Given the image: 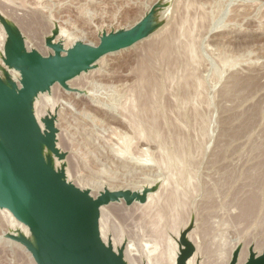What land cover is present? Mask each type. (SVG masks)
Returning <instances> with one entry per match:
<instances>
[{
    "label": "rangeland",
    "instance_id": "rangeland-1",
    "mask_svg": "<svg viewBox=\"0 0 264 264\" xmlns=\"http://www.w3.org/2000/svg\"><path fill=\"white\" fill-rule=\"evenodd\" d=\"M160 2L167 5V14L162 16L167 17L165 24L171 26L167 39H159L163 32L160 31L132 48L103 57L106 60H99L91 72L68 84L70 91L56 84L59 89L52 90V94H41L38 98L43 103L38 99L37 112L43 119L56 112L51 116L55 114L57 128L62 124L58 147L66 155V169L75 185L81 183L93 194L122 188L142 192L144 184L154 189L148 195V204L127 206L121 202L106 207L109 237L116 245L125 246L128 264H173V258L178 259L176 255L181 252L177 248L181 235L187 230L198 255L189 262L230 264L232 254L239 250V264H245L251 250L259 256L264 252V0H0V13L18 24L29 51L39 49L47 57L53 51L47 48L46 40L55 27H59V41L55 42L66 41L69 49L66 42L63 45L67 51L73 47L71 43L79 40L97 47L102 33L134 27ZM175 22L180 25L175 26ZM185 29L190 33L184 34ZM69 35L78 41L66 37ZM6 39L0 23L1 64ZM73 83L77 89L80 84V92ZM81 84L87 90H82ZM43 96L53 98L54 103H48ZM56 100L60 101L57 105ZM146 107L150 109L147 111ZM120 112L130 120L134 116L130 123L143 129L136 126L135 133L130 123L114 121L115 117H123ZM141 132L149 136L147 145L136 137ZM128 145L131 154L125 152ZM146 155L152 164L138 163ZM173 189L177 193L182 189L185 194L181 190L179 196L175 195ZM16 230L17 227L10 229L8 219L0 211V264H36L22 245L8 240L7 234ZM171 251L177 258H171ZM243 255H248L247 260H242Z\"/></svg>",
    "mask_w": 264,
    "mask_h": 264
},
{
    "label": "water",
    "instance_id": "water-1",
    "mask_svg": "<svg viewBox=\"0 0 264 264\" xmlns=\"http://www.w3.org/2000/svg\"><path fill=\"white\" fill-rule=\"evenodd\" d=\"M167 5H155L134 27L101 35L95 47L78 41L68 51L61 42L55 43L59 27L47 38L46 46L53 54L45 57L37 50L28 51L25 38L11 19L0 13V23L6 33V68L20 74V87L4 70L0 62V210L6 209L23 225L33 239L22 230L8 233L7 238L22 245L36 264H128L124 247L117 251L101 238V208L124 202L127 206L147 202L144 191H111L105 189L98 197L68 181L66 155L58 147L56 116L43 119V129L35 115L34 103L39 94L51 92L59 84L70 91L68 83L93 70L103 57L134 47L149 38L164 23L157 20ZM48 150L64 162L60 169L45 157ZM177 264H188L195 246L188 230L180 240ZM239 250L230 264H238ZM245 264H264V252L252 250Z\"/></svg>",
    "mask_w": 264,
    "mask_h": 264
},
{
    "label": "bare ground",
    "instance_id": "bare-ground-1",
    "mask_svg": "<svg viewBox=\"0 0 264 264\" xmlns=\"http://www.w3.org/2000/svg\"><path fill=\"white\" fill-rule=\"evenodd\" d=\"M5 2H7V1H5ZM41 2H42V1H41ZM149 2H150V1H149ZM7 3H8V2H7ZM13 3H14V2H13ZM15 3H16V2H15ZM1 4H2V3H1ZM18 4L21 5L20 3H18ZM13 5H14V4H13ZM27 5H28V4H27ZM29 5H30V4H29ZM4 6H5V5H4ZM10 6H11V5H10ZM21 6H22V5H21ZM25 6H26V5H25ZM33 6H34V5H32V7H33ZM15 7H16V6H15ZM34 7H36V6H34ZM52 7H53V6H52ZM177 7H180V6H177ZM183 7H184V6H183ZM6 8H8V7H6ZM10 8H11V7H10ZM13 8H14V7H13ZM17 8H18V7H17ZM30 8H31V7H30ZM38 8H39V7H38ZM38 8H37V9H38ZM186 8H187V7H186ZM8 9H9V8H8ZM11 9H12V8H11ZM20 9H21V8H20ZM23 9H25V8L23 7L22 10H23ZM31 9H32V8H31ZM50 9H51V8H50ZM183 9H185V8H183ZM28 10H29V9H28ZM181 10H182V9H181ZM7 11H8V10H7ZM12 11H13V10H12ZM40 11H41V10H40ZM187 11H188V10H187ZM23 12H24V11H23ZM26 12H28V11H26ZM14 13H15V12H14ZM36 13H37V12H36ZM36 13H35V14H36ZM178 13H179V12H178ZM187 14H188V13H187ZM23 15H24V14H23ZM21 16H22V15H21ZM26 16H27V15H26ZM33 16H34V15H33ZM177 16H178V15H177ZM183 16H184V13H183ZM37 17H38V16H37ZM181 17H182V16H181ZM181 17L179 18V19H180V22H181V23H184V22H182V20H183L182 18H183V17H182V18H181ZM14 18H15V17H14ZM14 18H13V19H14ZM27 18H28V17H27ZM22 19H23V18H22ZM38 19H39V18H38ZM165 19H166V16H160V18L156 21V22H157V26L159 27V26L161 25V23H164V22H165ZM181 19H182V20H181ZM185 19H186V18H185ZM14 20H15V19H14ZM25 20H26V19H25ZM172 20H173V19H172ZM175 20H176V18H175ZM187 21H188V20H187ZM29 22H30V21H29ZM29 22H28V23H29ZM39 22H40V21H39ZM17 23H18V22H17ZM176 23H177V22H175V24H174L175 26H176ZM168 24H169V23L164 24L162 27H160L159 30H157V31L155 32V33H159L160 31H163V32L160 34L159 39H160L161 37L165 36V35H166V36H167V35L170 36V35H169V34H170L169 32H170V27H171V26H169L170 24H169V25H168ZM177 24H179V22H178ZM17 25H18V24H17ZM41 25H42V24H40V26H41ZM179 25H180V24H179ZM19 26H20V25H19ZM36 26H37V25H36ZM47 26H48V25H47ZM177 26H178V25H177ZM183 26H184V25H183ZM187 26H188V25H187ZM50 27H51V26H50ZM21 28H22V27H21ZM24 28H25V27H24ZM173 28H175V27H173ZM173 28H172V29H173ZM178 28H179V27H178ZM180 28H182V27H180ZM180 28H179V30L181 31ZM42 30H43V29H42ZM60 30H61V29H60ZM187 30H188V28H187ZM34 31H35V30H34ZM51 31H52V30H50V32H51ZM172 31H173V30H171V32H172ZM174 31H175V29H174ZM182 31H183V28H182ZM222 31H223V30H222ZM186 32H187V33H190V31L188 32V31H186V29H185L184 34H186ZM217 32H218V31H217ZM47 33H48V32H47ZM52 33H53V32H52ZM52 33H49V36H50V34H52ZM66 33H67V32H66ZM174 33H175V32H174ZM174 33H171V34H174ZM181 33H182V32H181ZM45 34H46V33H45ZM61 35H62V33H61ZM61 35H60V37H61ZM64 35H66V34H64ZM64 35H63V36H64ZM70 35H71V34H70ZM70 35H69V36H66V37L72 38L73 35H72V37H70ZM49 36H48V37H49ZM166 36H165V37H166ZM60 37H59V38H60ZM165 37H164V38H165ZM33 38H34V37H33ZM45 38H46V37H45ZM69 38H68V39H69ZM43 39H44V38H43ZM60 39H61V38H60ZM68 39H67V40H68ZM74 39H75V38L73 37V40H74ZM79 39H81V38H79ZM156 39H157V38H156ZM159 39H158V40H159ZM166 39H167V37H166ZM166 39H165V40H166ZM44 40H45V39H44ZM70 40H71V39H70ZM75 40H76V39H75ZM75 40H74V41H75ZM161 40H162V39H161ZM165 40H164V42H161V41H160V42L163 44V43H165ZM56 41H59V40L56 39ZM76 41H78V38H77ZM79 41H80V40H79ZM162 41H163V40H162ZM167 41H169V40H167ZM4 42H5V41H4ZM44 42H45V41H44ZM44 42H43V43H44ZM60 42H61V41H60ZM62 42H64V41L62 40ZM65 42H66V41H65ZM65 42H64V43H65ZM70 42H71V41H70ZM32 43H33V42H32ZM38 43H39V42H38ZM38 43H37V44H38ZM55 43H56V42H55ZM57 43H58V42H57ZM64 43H63V44H64ZM68 43H69V42H68ZM73 43L75 44V42H73ZM73 43H71V46H72V45L74 46ZM76 43H77V42H76ZM66 44H67V42H66ZM69 44H70V43H69ZM97 45H98V44H97ZM188 45H189V44H188ZM188 45H187V46H188ZM27 46H28V44H27ZM42 46H43V44H42ZM64 46H65V45H64ZM67 46H69V45L67 44L66 47H67ZM71 46H70V47H71ZM167 46H168V44H167ZM189 46H190V45H189ZM192 46H193V45H192ZM28 47H29V46H28ZM95 47H96V46H95ZM30 48H33V47H30ZM47 48H48V47H47ZM165 48H166V47H165ZM168 48H169V46H168L166 49H168ZM188 48H189V47H188ZM192 48H193V47H192ZM36 49H37V48H36ZM65 49H66V48H65ZM67 49H69V48L67 47ZM70 49H71V48H70ZM166 49H165V50H166ZM190 49H191V46H190ZM27 50H28V49H27ZM38 50H39V49H38ZM38 50H37V51H38ZM41 50H42V49H41ZM0 51H1V50H0ZM28 51H29V50H28ZM46 51H47V50H46ZM65 51H67V50H65ZM166 51H167V50H166ZM166 51H165V52H166ZM192 51H193V50H192ZM3 52H4V51H3ZM39 52H40V50H39ZM47 52H48V51H47ZM50 52H51V51H50ZM45 53H46V52H45ZM46 54H47V53H46ZM46 54H45V56H46ZM48 54H49V53H48ZM50 54H51V53H50ZM50 54H49V55H50ZM52 54H53V53H52ZM1 55H2V53H0V57H1ZM4 55H5V53H4ZM43 56H44V55H43ZM47 56H48V55H47ZM102 59H104V58H102ZM1 60H2V63H3V56H2V58H1ZM104 60H106V58H105ZM0 62H1V61H0ZM98 62H99V61H98ZM102 62L105 63L104 61H102ZM100 64H101V63H100ZM105 64H106V63H105ZM101 65H102V64H101ZM2 66L4 67V70H5L7 73L10 74L11 78L13 79V81H16L17 84H18L19 87H20V84H19V81H20V76H19V75H20V74L18 75L17 73H14V72H16V71L13 70V69H10V70H9L8 68H6V66L4 65V63L2 64ZM103 66H104V64H103ZM101 67H102V66H101ZM102 68H103V67H102ZM102 68H101V69H102ZM13 71H14V72H13ZM90 72H91V71H90ZM98 72H99V71H97V73H98ZM100 72H101V71H100ZM11 73H12V74H16L17 77H14V75L12 76ZM92 73H93V72H92ZM144 73H145V72H144ZM82 75H84V74H82ZM87 75H89V74H87ZM93 75H94V74H93ZM98 75H100V74H98ZM102 75H103V73H102ZM90 76H91V75H90ZM94 76H96V73H95ZM87 77H88V76H86L85 78H87ZM91 77H92V76H91ZM79 78H80V77H79ZM92 78H93V77H92ZM98 78H99V77H98ZM111 78H112V77H111ZM77 79H78V77H77ZM83 79H84V78H82V80H83ZM142 80H143V79H142ZM76 81H77V80H76ZM196 81L198 82V80H196ZM72 82H73V80H72ZM77 82H78V81H77ZM82 82H83V81H82ZM93 82H94V81H93ZM70 83H71V81H70L68 84H70ZM75 83H76V82H75ZM75 83H73V85H75V89H77V88H76L77 84H75ZM78 83H79V82H78ZM185 83H186V82H185ZM83 84H84V83H83ZM187 84H188V83H187ZM198 84H199V82H198ZM84 85H85V84H84ZM84 85H83V86H84ZM188 85H189V84H188ZM199 85H200V84H199ZM199 85H198V86H199ZM56 86H57V85H56ZM81 86H82V84H81ZM83 86H82V88H83ZM85 86H86V85H85ZM54 87H55V85H54ZM57 87H59V86H57ZM71 87H72V86H71ZM78 87L80 88V84H78ZM199 87H200V86H199ZM61 88H62V87H61ZM72 88H73V87H72ZM79 88H78L77 90H79ZM200 88H201V87H200ZM54 89H59V88H56V87H55V88H53L52 90H54ZM80 89H81V88H80ZM85 89H86V88H85ZM85 89L83 88L82 90H85ZM52 90H51V92H52ZM73 90H74V89H73ZM82 90H81V93H83ZM86 90H87V89H86ZM54 91H55V90H54ZM54 91H53V92H54ZM75 91H76V90H75ZM51 92H50V93H51ZM60 92H61V91H59V93H60ZM79 92H80V90H79ZM59 93L56 92L55 94H59ZM62 93H63V92H62ZM64 93H65V92H64ZM51 94H52V93H51ZM55 94H53V95H55ZM60 94H61V93H60ZM45 95L47 96V94H45ZM53 95H48V96L50 97V96H53ZM63 95H64V94H63ZM66 95H67V94H66ZM40 96H41V94L38 95V97H40ZM46 96H43V98L46 97ZM61 96H62V95H61ZM84 96H85V94H84ZM183 96H184V95H183ZM185 96H187V95L185 94ZM193 96H194V95H193ZM193 96H192V97H193ZM54 97H55V96H54ZM57 97H58V96H57ZM76 97H77V96H76ZM76 97H75V98H76ZM140 97H141V96H140ZM174 97H175V96H174ZM174 97H173V98H174ZM195 97H196V96H195ZM195 97H193L192 99H194ZM197 97H198V96H197ZM141 98H142V97H141ZM147 98H148V96H147ZM173 98H172V99H173ZM178 98H179V97H178ZM188 98H189V97H188ZM198 98H199V97H198ZM38 99H39V98H37L36 101H35V103H34L35 115H36V117H37V121L39 122L40 126H41L43 129H45V125L43 124V118L39 115V113L37 112V108H36L37 104H38V105L40 104V103H37ZM41 99H42V98H41ZM41 99H39V100L41 101ZM57 99H61V97H59V98H57ZM83 99L85 100L84 97H83ZM150 99H152V98H150ZM192 99H191V100H192ZM44 100H45V98H44ZM46 100H49V101H47V102L49 103V102H51L50 100H53V98L50 99V98H47V97H46ZM77 100H78V99H77ZM125 100H127V99H125ZM146 100H147V99H146ZM152 100H153V99H152ZM187 100H188V99H187ZM195 100H196V98H195ZM197 100H198V99H197ZM75 101H76V100H75ZM85 101H86V100H85ZM87 101H88V100H87ZM87 101H86V102H87ZM129 101H130V100H129ZM139 101H140V100H139ZM175 101H176V99H175L173 102H175ZM183 101L185 102L186 100L183 99ZM192 101H193V100H192ZM41 102L43 103V100H42ZM58 102H60V101H57V100H56L55 104H56V103L59 104ZM70 102H71V101H70ZM76 102H77V101H76ZM132 102H133V101H132ZM150 102H151V101H150ZM152 102L154 103L155 101H152ZM190 102H191V101H189V102H187V103H190ZM194 102H195V101H194ZM44 103H45V102H44ZM53 103H54V100H53ZM53 103H52V104H53ZM78 103H79V102H78ZM84 103H85V102H84ZM129 103H130V102H129ZM134 103H135V102H134ZM139 103H140V102H139ZM146 103H147V102H146ZM148 103H149V102H148ZM192 103H193V102H192ZM195 103H196V102H195ZM55 104H54V107L52 106V107L54 108V110H55V107H56V105H57V104H56V105H55ZM86 104H87V103H86ZM91 104L94 105L93 103H91ZM125 104H126V103H125ZM130 104H131V103H130ZM154 104H155V103H154ZM157 104H158V103H157ZM157 104H156V105H157ZM173 104H174V103H173ZM184 104H186V102H185ZM48 105H50V104H48ZM133 105H134V104H133ZM135 105H136V103H135ZM150 105H151V104H150ZM87 106H88V105H87ZM89 106H90V105H89ZM95 106H96V105H95ZM122 106H123V105H122ZM124 106H125V105H124ZM141 106H142V105H141ZM141 106H140V109H141V108L143 109V107H141ZM143 106H144V105H143ZM176 106H177V105H176ZM188 106H189V105H188ZM188 106H187V107H188ZM92 107H93V106H92ZM96 107H97V106H96ZM130 107H131V105H130ZM156 107H160V106H156ZM156 107H155V109H156ZM181 107H182V106H181ZM39 108H41V107L38 106V109H39ZM100 108H101V107H99V110H100ZM131 108H133V107H131ZM148 108H149V107H148ZM153 108H154V107H153ZM56 109H57V108H56ZM103 109H104V108H103ZM119 109H120V108H119ZM123 109H124V108H123ZM123 109H122V110H123ZM125 109H126V108H125ZM145 109L147 110V107H146ZM149 109H150V108H149ZM149 109H148V110H149ZM151 109H152V107H151ZM157 109L160 110V108H157ZM193 109L196 110L195 106H194ZM197 109H198V107H197ZM43 110H44V109H42V111H43ZM120 110H121V109H120ZM126 110H127V109H126ZM133 110H134V109H133ZM133 110H131V111H133ZM137 110H138V109H137ZM148 110H147V111H148ZM40 111H41V109H40ZM52 111H53V110H52ZM104 111H105V110H104ZM127 111H128V110H127ZM129 111H130V110H129ZM143 111H145V110L143 109ZM152 111H153V110H152ZM156 111H157V110H156ZM47 112H48V111H47ZM50 112H51V111H50ZM105 112H106V111H105ZM124 112H125V111H124ZM134 112H135V111H134ZM141 112H142V111H141ZM149 112H150V111H149ZM154 112H155V111H154ZM194 112H195V111H194ZM52 113H56V112H51V114L49 113L50 116L52 115ZM122 113H123V112H122ZM136 113H139V111L136 112ZM49 114H48V115H49ZM96 114H97V113H96ZM105 114H106V113H105ZM120 114H121V112H120ZM133 114H135V113H133ZM144 114H145V112H144ZM147 114H148V113H147ZM151 114H153V113L151 112L150 115H151ZM54 115H55V114H54ZM116 115H118V114H116ZM121 115H122V114H121ZM121 115H120V116H121ZM126 115H127V112H126ZM128 115H129V114H128ZM137 115H138V114H137ZM153 115H154V114H153ZM43 116H44V114H43ZM45 116H47L46 113H45ZM105 116H106V115H105ZM118 116H119V115H118ZM122 116H123V117H121V118H120V117H115V118H114V121L116 120V122H118V123H120V124H122V123L124 124V123H126V122H128L127 124H129V123L131 122V120L133 119V117H134V116L131 115V116H132V119L130 120V119H128L124 114H123ZM139 116H140V115H139ZM139 116H138V117H139ZM154 116H155V115H154ZM136 117H137V116H135V118H136ZM119 118H120V119H119ZM151 118H152V117H150V119H151ZM153 118H154V117H153ZM153 118H152V119H153ZM137 119H138V118H137ZM137 119H136V120H137ZM128 120H129V121H128ZM136 120L134 119V121H136ZM108 121H109V120H108ZM112 121H113V120H112ZM112 121H110V122H112ZM141 121H142V120H141ZM150 121H152L153 123H155L153 120H150ZM155 121H156V120H155ZM138 122H139V121H138ZM179 122H180V121H179ZM181 122H182V121H181ZM181 122H180V123H181ZM103 123H104V121H103ZM113 123H114V122H113ZM132 123H133V120H132ZM132 123H130L131 125H129V126H132V128L136 129V131H135V133H136V132H137V127H136V126H139V125H136V124H135V127H134V124H132ZM139 123H140V122H139ZM150 123H151V122H150ZM156 123H157V122H156ZM58 124H59V123H58ZM104 124H105V123H104ZM114 124H115V123H114ZM183 124H184V123H183ZM56 125H57V124H56ZM125 125H126V124H125ZM153 125H154V124H153ZM179 125H180V124H179ZM61 126H62V124H61ZM61 126H60V127H61ZM113 126H114V125H113ZM127 126H128V125H127ZM140 126H141V125H140ZM140 126L138 127V129L140 128ZM143 126H144V125H143ZM155 126H156V125H155ZM180 126L184 127L183 125H180ZM60 127H59V128H60ZM111 127H112V126H111ZM125 127H126V126H125ZM125 127H124V128H125ZM150 127H151V125H150ZM150 127H149V128H150ZM156 127H157V126H156ZM156 127H154V128H156ZM59 128H58V129H59ZM122 128H123V127H122ZM125 129H126V128H125ZM140 129L142 130L143 128H140ZM151 130H152V129L150 128V132H151ZM156 130H157V129H156ZM63 131H64V130H63ZM143 131H144V130H143ZM152 131H153V130H152ZM61 132H62V131H61ZM117 132H118V131H117ZM144 132H145V131H144ZM63 133H64V132H63ZM63 133H62V136H63ZM128 133H129V132H128ZM154 133H155V132H154ZM120 134H121V133H120ZM126 134H127V133H126ZM157 134H159V133H157ZM145 135H146V134H145ZM145 135H144V133L141 132V133H139L138 136L136 135V137H140L141 140H142V142H143V144H146V143H147L146 141H149V139H148L149 136L146 135V136H147V137H146ZM155 135H156V133H155ZM59 136H61V135H59ZM62 136H61V137H62ZM64 136H65V135H64ZM118 136H119V135H118ZM61 137H59V138H60L59 140H61ZM79 137H80V136H79ZM116 137H117V136H116ZM136 137H135V138H136ZM156 137H157V136H156ZM63 138H64V137H63ZM120 138H122V137H120ZM127 138H128V137H127ZM127 138H126V140H127ZM133 138H134V137H133ZM123 139H124V138H123ZM65 140H67V139H65ZM126 140H125V142H126ZM130 140H131V139H130ZM155 140H156V138H155ZM61 141H62V140H61ZM127 141H129V139H128ZM150 141H151V140H150ZM156 141H157V140H156ZM66 142H67V141H66ZM125 142H124V143H125ZM129 142H130V141H129ZM145 142H146V143H145ZM161 142H162V140H161ZM127 143H128V142H127ZM140 143H141V142L139 141V144H140ZM131 144H132V143H131ZM131 144H130V145H131ZM165 144H166V143H165ZM58 145H59V143H58ZM60 145H61V142H60ZM88 145H89V144H88ZM120 145H121V142H120ZM130 145L127 146V149H126L125 152L130 153L129 150L132 149V148H130V147H131ZM146 145H147V144H146ZM148 145H149V144H148ZM152 145H153V144H152ZM161 145H162V144H161ZM163 145H164V144H163ZM163 145H162V146H163ZM138 146H139V145H138ZM138 146H136V147H138ZM142 146H143V145H142ZM164 146H166V145H164ZM120 147H121V146H120ZM136 147H135V148H136ZM139 147H140V146H139ZM143 147H144V146H143ZM113 148H114V147H113ZM135 148H134V149H135ZM140 148H141V147H140ZM150 148H151V147H150ZM60 149H61V148H60ZM63 149H64V148H63ZM116 149H117V148H116ZM123 149H124V147H123ZM123 149H122V150H123ZM138 149H139V148H138ZM159 149H160V148H159ZM162 149H164V147H163ZM166 149H167V146H166ZM61 150H62V149H61ZM150 150H151V149H150ZM64 151H65V150H64ZM114 151H115V150L113 149V152H114ZM117 151H118V150H117ZM119 151H120V150H119ZM122 152H123V151H122ZM122 152H120V153H121V154H125V153H122ZM140 152H141V150H140ZM147 152H148V151H147ZM150 152H151V151H150ZM150 152H149V153H150ZM160 152H161V151H160ZM114 153H115V152H114ZM120 153H119V154H120ZM141 153H142V152H141ZM143 153H144V152H143ZM145 153H146V152H145ZM162 153H163V152H162ZM179 153H180V156H181V152H180V151H179ZM115 154H116V153H115ZM130 154H131V153H130ZM136 154H137V153H136ZM98 155H99V153H98ZM159 155H161V154H159ZM162 155H163V154H162ZM167 155H168V154H167ZM175 155H176V153H175ZM177 155H178V153H177ZM119 156H120V155H119ZM122 156H123V155H122ZM135 156H136V155H135ZM137 156H139V155H137ZM148 156H149V155H148ZM148 156L146 155L147 158H146L145 160H143V159H142V156H141V159H142V160L138 161V163H139V162H141V163L143 162V163H145L147 166H148L147 163H150V162H151V164H152L153 161H152ZM163 156H164V155H163ZM45 157H46L47 159H51V160H52V162L54 163V167H55L56 169H60V167L62 166V164L65 163V162H61V161L57 160L54 156H52V154H51L48 150H45ZM116 157H117V155H116ZM125 157H126V156H125ZM167 157H168V160H169V159L171 158V155H170V156H167ZM138 158H140V156H139ZM177 158H178V157H177ZM121 159H122V158H121ZM125 159H126V158H125ZM127 159H128V157H127ZM157 159H159V158H157ZM157 159H156V161H157ZM162 159H163V157L161 158V160H162ZM164 159H165V161L167 160L166 158H164ZM182 159H183V158H182ZM128 160H129V159H128ZM136 160H137V159H136ZM154 160H155V159H154ZM168 160H167V161H168ZM178 160H179V159H178ZM119 161H120V160H119ZM122 161H123V160H122ZM129 161H130V160H129ZM156 161H155V162H156ZM162 161H163V160H162ZM162 161H161V162H162ZM167 161L165 162L166 167H167ZM170 161H171V160H170ZM172 161H173V160H172ZM172 161H171V163H172ZM175 161H177V160L175 159ZM180 161H181V160H180ZM182 161H183V160H182ZM182 161H181V163H182ZM124 162H125V161H124ZM131 162H132V161H131ZM159 162H160V161H159ZM178 162H179V161H178ZM141 163H140V164H141ZM140 164H138V165H140ZM145 164H143V166H144ZM163 164H164V162H163ZM165 164H164V165H165ZM169 164H170V163H169ZM175 164H176V163H175ZM146 165H145V166H146ZM157 165H159V164H157ZM141 166H142V165H141ZM149 166H150V165H149ZM171 166H172V165H171ZM171 166H170V167H171ZM180 166H181V164H180ZM180 166H179V167H180ZM160 167H161V166H160ZM166 167L164 166V168H166ZM141 168H142V167H141ZM161 168H162V167H161ZM167 168H168V167H167ZM173 168H174V167H173ZM176 168H177V166H176ZM128 169H129V167H128ZM122 170H123V169H122ZM162 170H163V169H162ZM179 170H180V169H179ZM165 171H166V170H165ZM170 171H171V170H170ZM158 172H159V171H158ZM181 172H182V171H181ZM141 174H142V173H141ZM146 174H147V173H146ZM159 174H160V173H159ZM166 174H167V173H166ZM173 174H174V172H173ZM173 174H171V175H173ZM179 174H180V173H179ZM162 176H163V175H162ZM165 176H166V175H165ZM180 176H182V179H183V174L180 175ZM67 177H68V181H69V182H72V180H71V178H70L71 176L69 175V171L67 172ZM133 177H134V176H133ZM133 177H132V179H133ZM172 177H173V176H172ZM172 177H171V178H172ZM174 177H175V176H174ZM174 177H173V179H174ZM136 178H137V177H136ZM142 178H143V177H142ZM147 178H148V177H147ZM171 178H170V179H171ZM180 178H181V177H180ZM132 179H131V180H132ZM148 179H149V178H148ZM165 179H166V178H165ZM167 179H169V178H167ZM175 179H176V178H175ZM175 179H174V180H175ZM182 179H181V180H182ZM149 180H150V179H149ZM181 180H180V181H181ZM127 181H129V180H127ZM143 181H144V180H143ZM156 181H157V180H156ZM171 181H172V179H171ZM130 182H131V181H130ZM144 182H145V181H144ZM168 182H169V181H167V183H168ZM175 182H176V181H175ZM184 182H185V181H184ZM184 182H183V183H184ZM128 183H129V182H128ZM169 183H170V182H169ZM171 183H173V182H171ZM79 184L82 186L81 183H79ZM79 184L76 185L78 188H80V189H82V190H87L88 187H86V186H85V187H81ZM163 184H164V183H163ZM163 184H162V186L166 185V184H164V185H163ZM173 184H174V183H173ZM83 185H84V184H83ZM118 185H119V184H118ZM133 185H134V184H133ZM146 185H147V184H144L143 186H145V188H146V187L148 186V185H147V186H146ZM160 185H161V184H160ZM174 185H175V184H174ZM176 185H177V184H176ZM122 186H123V185H122ZM140 186H142V185H140ZM149 186H152L151 183L149 184ZM162 186H161V187H162ZM166 186H169V185H166ZM113 187H114V186H113ZM121 188H122V187H121ZM133 188H134V187H133ZM139 188H140V187H139ZM177 188H178V187H177ZM180 188H181V187H180ZM180 188H179V189H180ZM88 189H90V188H88ZM104 189H105V188H104ZM111 189H113V188H111ZM116 189H117V188H116ZM122 189H123V188H122ZM122 189H121V191H122ZM125 189H127V188H125ZM134 189H136V188H134ZM140 189H141V188H140ZM162 189H164V188L162 187ZM167 189H168V187H167ZM179 189H178V190H179ZM118 190H119V189H118ZM123 190H124V189H123ZM131 190H132V189H131ZM136 190L138 191V189H136ZM164 190H165V189H164ZM181 190H182V189H181ZM181 190H179V191H181ZM93 191H94V190H93ZM102 191H103V190H102ZM102 191H101V193H102ZM115 191H117V190H115ZM173 191H174V189H173ZM179 191H178V193H179ZM138 192H140V190H139ZM162 192H163V190H162ZM174 192H176L175 195L178 194L176 189H175ZM182 192H183V190H182ZM94 193H95V192H94ZM164 193H165V192H164ZM168 193H169V192H168ZM170 193H172V192H170ZM183 193H184V192H183ZM91 194H92V196L95 197V198L98 197V196L100 195V193H98V194H93V193H91ZM156 194H157V193H156ZM156 194H155V196H156ZM184 194H185V193H184ZM151 195H153V194H151ZM162 195H163V194H162ZM172 195H173V194H172ZM172 195H170L171 199H172L173 197H176V196H174V195H173V197H172ZM182 195H183V194H182ZM166 196H168V195L166 194ZM166 196H164V197H166ZM178 196H179V194H178ZM149 197H150V196H149ZM157 197H159V196H157ZM164 197H163V198H164ZM150 198H151V197H150ZM154 198H156V197L153 196V199H154ZM176 198H177V197H176ZM176 198H175V199H176ZM153 199H152V200H153ZM156 199H157V198H156ZM160 199H161V196H160ZM173 200H174V199H173ZM148 201H150V200H148ZM153 202H155V200L152 201V203H151V202L149 203L150 206L154 205ZM166 202H167V201H166ZM171 202H172V201H171ZM178 202H179V201H178ZM178 202H177V204H178ZM123 203H124V202H123ZM159 203H161L160 200H159ZM164 203H165V202H164ZM173 203H174V201H173ZM147 204H148V202H147ZM175 204H176V203H175ZM111 205H112V204H111ZM116 205H117V204H116ZM135 205H136V204H135ZM137 205H138V204H137ZM156 205H157V204H156ZM162 205H163V204H162ZM144 206H145V205H144ZM148 206H149V205H148ZM150 206H149V208H150V210H151V207H150ZM175 206H176V205H175ZM106 207H107V206L101 208V219H100V232H101V238H102V240H103V242H104L105 244L111 243V244L113 245L114 249L117 251L118 249H120V247L122 246V244H121L120 246L116 245L115 241H112V240H111L112 237H111V238L109 237V233H108V231H107V226H106V219H105V210H106ZM155 208H156V207H155ZM174 208H175V207H174ZM127 209H128V208H127ZM147 209H148V208H147ZM153 209H154V208H153ZM157 209H159V208H157ZM0 211H2V212L4 213V215H5V217L8 219V221H9V223H10V229H11V230L16 229V227H17V229H18V228L21 229V230L23 231V233H24L26 236L31 237V238L33 239V237H32V235H31L29 229H28L25 225H23L22 223H20L19 221H17V219H15V217L11 214L10 211H8V210H6V209H1ZM151 211H153V210H151ZM147 212H148V210H147ZM157 212H159V211H157ZM159 213H160V212H159ZM154 214H155V213H154ZM160 214H161V213H160ZM179 215H180V214H179ZM175 216H176V215H175ZM158 217H161V215H158ZM177 219H178V218H177ZM13 232H14V231H13ZM11 233H12V232H11ZM179 233H181V232H179ZM176 234H177V233H175V235H176ZM178 235H179V234H177V236H178ZM180 235H181V234H180ZM169 238H170V237H169ZM178 238H179V236H178ZM121 241L124 242L123 240H121ZM176 241L178 242V240H176ZM171 242H172V241H171ZM174 243H175V242H174ZM174 245L176 246V244H174ZM147 246H148V245H147ZM175 246H174V247H175ZM196 246H197V245H196ZM124 247H125V246H124ZM179 247H180V246L177 245V248H179ZM127 248H128V247L126 246V249H127ZM197 248H198V247H197ZM129 249L132 250V248H129ZM172 249H173V248H172ZM127 250H128V249H127ZM174 250H176V249L174 248L172 251H174ZM177 250H178V249H177ZM169 251H170V250H169ZM172 251H171V255H170L171 258L176 257V256H177V257L179 256V253H178V252H177L178 255H176V256H175V255L172 256V254H173ZM129 252H130V251H129ZM131 252H132V251H131ZM131 252H130V254H131ZM152 252H153V251H152ZM152 252H151V253H152ZM175 252H176V251H175ZM179 252H180V251H179ZM232 252H233V251H232ZM127 253H128V252H127ZM127 253L125 252V254H127ZM154 253L156 254L155 249H154ZM174 254H175V253H174ZM196 254H197V253H195V256H193V257L196 258V256H198V255H196ZM198 254H200V251H199ZM231 254H232V253H231ZM262 254H263V252L261 253V255H262ZM162 255H163V254H162ZM133 256H135V255H133ZM232 256H233V254H232ZM241 256H242V255H241ZM241 256H240L239 258H241ZM243 256H244V259H242V260H247V259H245V258H246L245 256H248V255H243ZM128 257H129V255H128ZM177 257H176V258H177ZM200 258H201V257H200ZM247 258H248V257H247ZM31 259H32V257H31ZM191 259H192V258H191ZM191 259H190V260H191ZM134 260H135V259H134ZM194 260H195V259H194ZM230 260H231V258H230ZM239 260H240V259H239ZM242 260H241V261H242ZM135 261H136V260H135ZM169 261H170V259H169ZM176 261H177V259H174V258H173V264H176ZM195 261H196V260H195ZM195 261H194V262H195ZM247 261H248V260H247ZM194 262H193V261H190V262H188V264H194ZM242 262H246V261H242ZM135 263H136V262H135ZM239 263H241V262H238V264H239ZM129 264H131V263H129ZM170 264H171V261H170ZM226 264H228V263H226Z\"/></svg>",
    "mask_w": 264,
    "mask_h": 264
}]
</instances>
